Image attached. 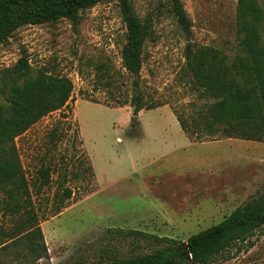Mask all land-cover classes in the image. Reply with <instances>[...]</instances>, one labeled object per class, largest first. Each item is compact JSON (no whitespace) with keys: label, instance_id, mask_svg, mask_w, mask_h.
I'll return each instance as SVG.
<instances>
[{"label":"rangeland","instance_id":"1","mask_svg":"<svg viewBox=\"0 0 264 264\" xmlns=\"http://www.w3.org/2000/svg\"><path fill=\"white\" fill-rule=\"evenodd\" d=\"M257 2L264 11V0ZM131 3L149 26L142 98L162 104L136 115L128 104L132 76L122 66L126 26L116 0L82 10L77 23L61 18L21 26L0 43V78L24 57L31 73L66 75L73 84L64 107L14 139L46 246L36 264H92L158 246L151 238L123 236L128 229L185 241L264 191V142L206 132L192 142L176 119L180 113L189 124L190 115L213 100L191 87L186 46L213 48L228 62L240 53L237 0H182L189 35L169 0ZM54 127L57 138L50 135ZM41 167L48 168L49 182L38 191ZM65 187L71 197L50 215ZM11 223L0 216L1 226ZM21 250L0 252V264H22L14 255ZM211 264H264V227Z\"/></svg>","mask_w":264,"mask_h":264},{"label":"trees","instance_id":"2","mask_svg":"<svg viewBox=\"0 0 264 264\" xmlns=\"http://www.w3.org/2000/svg\"><path fill=\"white\" fill-rule=\"evenodd\" d=\"M102 0H0V43H4L21 26L50 23L67 18L79 21L80 12ZM126 26V42L121 50L122 66L132 76L128 104L133 114L162 104H146L139 83L141 53L149 35V26L135 13L131 0H116ZM170 12L186 35L190 21L182 0H169ZM264 11L257 0H237L236 31L239 54L230 62L213 48L187 45L185 57L192 79L191 87L200 95L213 99L197 113L185 117L176 113L181 129L193 140L202 141V133H220L226 137L264 142ZM26 58L21 57L2 70L0 78V216H7L11 225H0V252L21 247L14 255L22 264H36L46 256V246L39 225L29 184L20 162L14 139L42 116L64 107L73 89L72 81L62 74L45 70L31 73ZM95 102V101H93ZM119 106L124 103L116 101ZM199 118V121L197 120ZM204 131V132H202ZM56 127L50 130L57 138ZM205 135V134H204ZM41 181L49 182L48 168L39 169ZM65 187L49 208L55 215L71 197ZM57 195V194H54ZM264 227V191L235 207L221 221L182 240L147 234L136 229L121 231L123 236L151 238L158 246L149 252L118 257L115 254L92 264H211L233 246L249 240ZM120 231V230H119ZM190 256V258H189Z\"/></svg>","mask_w":264,"mask_h":264},{"label":"crops","instance_id":"3","mask_svg":"<svg viewBox=\"0 0 264 264\" xmlns=\"http://www.w3.org/2000/svg\"><path fill=\"white\" fill-rule=\"evenodd\" d=\"M188 138H189L192 142H196L195 140L191 139L189 136H188ZM228 138H233V137H228ZM233 139H235V140H242V139H239V138H233ZM253 141H254V140H253Z\"/></svg>","mask_w":264,"mask_h":264},{"label":"water","instance_id":"4","mask_svg":"<svg viewBox=\"0 0 264 264\" xmlns=\"http://www.w3.org/2000/svg\"><path fill=\"white\" fill-rule=\"evenodd\" d=\"M184 243H185V241H183ZM189 258H190V256H189Z\"/></svg>","mask_w":264,"mask_h":264}]
</instances>
